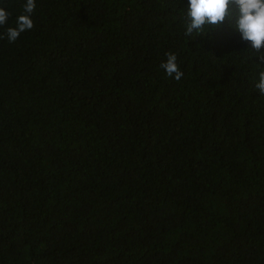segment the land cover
Masks as SVG:
<instances>
[{
  "label": "trees",
  "instance_id": "1",
  "mask_svg": "<svg viewBox=\"0 0 264 264\" xmlns=\"http://www.w3.org/2000/svg\"><path fill=\"white\" fill-rule=\"evenodd\" d=\"M0 0V264H264V70L187 0ZM174 53L180 80L160 67Z\"/></svg>",
  "mask_w": 264,
  "mask_h": 264
},
{
  "label": "clouds",
  "instance_id": "2",
  "mask_svg": "<svg viewBox=\"0 0 264 264\" xmlns=\"http://www.w3.org/2000/svg\"><path fill=\"white\" fill-rule=\"evenodd\" d=\"M23 12L17 17L15 27H8L5 36L15 42L24 31L34 27L31 19L36 8L35 0H25ZM235 10L234 26L243 41L251 43L253 50L259 52L264 47V0H187L185 10V35L205 36L209 30L219 28L230 19ZM9 13L0 7V27L7 24ZM2 38V37H0ZM166 61L160 67L166 75L177 81L183 76L174 53H167ZM264 63V54L259 55ZM255 88L264 95V70L258 73Z\"/></svg>",
  "mask_w": 264,
  "mask_h": 264
}]
</instances>
